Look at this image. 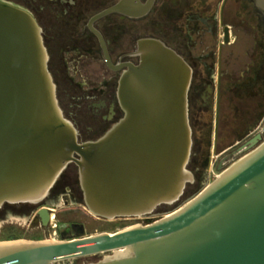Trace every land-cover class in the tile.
<instances>
[{"label":"water","instance_id":"1","mask_svg":"<svg viewBox=\"0 0 264 264\" xmlns=\"http://www.w3.org/2000/svg\"><path fill=\"white\" fill-rule=\"evenodd\" d=\"M134 54L140 62H129L118 83L124 115L100 137L81 140L60 103L37 16L0 0V208L41 203L74 162L93 214L160 215L74 238H1L0 264L94 254L101 256L78 264H264V140L186 196L196 182L193 68L154 37L141 38ZM50 208L39 210L47 224Z\"/></svg>","mask_w":264,"mask_h":264},{"label":"flooded vegetation","instance_id":"2","mask_svg":"<svg viewBox=\"0 0 264 264\" xmlns=\"http://www.w3.org/2000/svg\"><path fill=\"white\" fill-rule=\"evenodd\" d=\"M13 1L29 7L43 27L60 103L79 128L81 140L100 137L124 115L119 78L129 62H140V54L134 52L143 37L163 40L193 68L190 167L196 162L192 168L196 182L188 187L193 193L206 183L210 164L223 148L250 137L264 122V0ZM197 147L203 148L201 160L196 157ZM78 198L84 201L79 168L71 162L41 203H6L0 216L31 215L45 228L53 224V211L62 200ZM45 204L56 206L50 208L48 224L39 212ZM159 217L127 218L148 223ZM83 231V224L75 222L69 232L62 230L60 238L86 235ZM100 256L55 264H78Z\"/></svg>","mask_w":264,"mask_h":264},{"label":"rangeland","instance_id":"3","mask_svg":"<svg viewBox=\"0 0 264 264\" xmlns=\"http://www.w3.org/2000/svg\"><path fill=\"white\" fill-rule=\"evenodd\" d=\"M95 70L100 72L101 69L100 67H95ZM229 147L225 146L222 151ZM195 150L197 159L201 160L203 148L197 147ZM200 164L202 167V162ZM193 165H196V162L192 161V168ZM212 165L213 163L210 164L211 167ZM214 178L209 177V181H212ZM192 193V188H189L186 191V196ZM53 212L56 214L53 219V224H49L45 228L40 227V221L35 222L32 220L31 215L10 213L9 215L0 216V239L12 238L14 236L60 238L62 230L64 229L69 232L75 222L83 224L84 231L82 233L89 234L103 229L114 231L124 225L137 221L131 218H117L114 220L99 218L92 214L85 206L84 201L79 198L71 201L66 199L62 200L58 209Z\"/></svg>","mask_w":264,"mask_h":264},{"label":"bare ground","instance_id":"4","mask_svg":"<svg viewBox=\"0 0 264 264\" xmlns=\"http://www.w3.org/2000/svg\"><path fill=\"white\" fill-rule=\"evenodd\" d=\"M264 130V126L262 128ZM263 132V131H262ZM262 132L253 135L252 137H248L243 141H239L235 146L229 148L226 151H223L217 159L219 160V166H228L230 162L237 160L239 157L248 152L255 143L261 138ZM214 160L212 163H214ZM55 212L52 214L53 219L55 218Z\"/></svg>","mask_w":264,"mask_h":264},{"label":"built area","instance_id":"5","mask_svg":"<svg viewBox=\"0 0 264 264\" xmlns=\"http://www.w3.org/2000/svg\"><path fill=\"white\" fill-rule=\"evenodd\" d=\"M263 126H264V123L258 128L257 131H255L252 135H250V137H252L253 135H255V134L260 133V132L263 131V132H262V135H261V138L255 143V145H254L252 148H254L255 146H257L259 143H261V142L264 140V130L262 129ZM232 147H233V146H232ZM229 148H231V147H229ZM229 148L225 149L224 151L228 150ZM252 148H251V149H252ZM234 161H235V160H234ZM232 162H233V161H232ZM232 162H230L229 165H230ZM229 165H228V166H229ZM226 167H227V165H226V166H223V167H220V166H219V160L216 159V161L213 163V165H212V167H211V169H210V177H216V176L219 175V173H220L222 170H224Z\"/></svg>","mask_w":264,"mask_h":264},{"label":"trees","instance_id":"6","mask_svg":"<svg viewBox=\"0 0 264 264\" xmlns=\"http://www.w3.org/2000/svg\"><path fill=\"white\" fill-rule=\"evenodd\" d=\"M175 204H173V205H166V208H171V207H173ZM14 237H17V236H14Z\"/></svg>","mask_w":264,"mask_h":264}]
</instances>
